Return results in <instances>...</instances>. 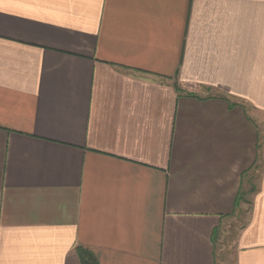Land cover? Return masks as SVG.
Returning a JSON list of instances; mask_svg holds the SVG:
<instances>
[{
	"label": "crops",
	"instance_id": "crops-1",
	"mask_svg": "<svg viewBox=\"0 0 264 264\" xmlns=\"http://www.w3.org/2000/svg\"><path fill=\"white\" fill-rule=\"evenodd\" d=\"M264 264V0H0V264Z\"/></svg>",
	"mask_w": 264,
	"mask_h": 264
},
{
	"label": "rangeland",
	"instance_id": "rangeland-1",
	"mask_svg": "<svg viewBox=\"0 0 264 264\" xmlns=\"http://www.w3.org/2000/svg\"><path fill=\"white\" fill-rule=\"evenodd\" d=\"M245 207L248 208V206H244V204H242L240 216L238 215L230 217L221 227V230L218 234V240L221 243V245L218 247L220 253V262H218V264H231V251L228 249V243L233 240L234 234L243 224Z\"/></svg>",
	"mask_w": 264,
	"mask_h": 264
},
{
	"label": "trees",
	"instance_id": "trees-1",
	"mask_svg": "<svg viewBox=\"0 0 264 264\" xmlns=\"http://www.w3.org/2000/svg\"><path fill=\"white\" fill-rule=\"evenodd\" d=\"M79 255L82 261V264H98L94 254L87 249H79Z\"/></svg>",
	"mask_w": 264,
	"mask_h": 264
}]
</instances>
